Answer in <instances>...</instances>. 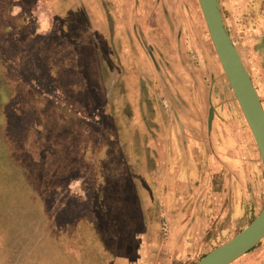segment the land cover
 I'll return each instance as SVG.
<instances>
[{
	"label": "rangeland",
	"instance_id": "obj_1",
	"mask_svg": "<svg viewBox=\"0 0 264 264\" xmlns=\"http://www.w3.org/2000/svg\"><path fill=\"white\" fill-rule=\"evenodd\" d=\"M95 1L0 0V264L162 263L155 261L157 247L147 249L148 240L138 239L146 231L147 215L152 217L151 234L156 233L153 215L160 208L148 210L146 200L160 199V194L140 188L138 172L143 170L135 168L116 128L124 129L128 116L122 112L115 121V106L121 103L114 89L116 67L109 56L100 57L114 38L104 22L109 25L117 17L100 15L98 3L109 1ZM147 2L153 15L134 16L123 31V42L130 45L132 29V38L145 43L150 61L153 52L164 62L166 56L179 57L185 77L178 75L180 84L172 77L165 87L148 79L140 89L143 96L132 102L146 96L175 119L178 115L172 112L181 104L187 114L206 124L230 122V160L234 152L235 172L242 171V164L245 171L249 168L252 206L244 222L235 225L230 238L234 237L264 207V173L258 181L263 165L255 139L217 58L198 0ZM219 2L225 26L264 106V0ZM50 19L53 31L36 34L49 31ZM144 23L170 30L168 53L147 43ZM131 68L138 71L136 64ZM123 70L129 71L127 64ZM152 87L155 95L148 90ZM167 89L173 95L166 94ZM198 103L203 112L195 113ZM107 105L111 114L93 112ZM90 117L93 121L87 122ZM89 138L92 142L112 138L123 147L122 159L110 158L112 150L108 160L95 158L96 151L82 149ZM237 157H246L247 162ZM216 247H207L186 264L197 263Z\"/></svg>",
	"mask_w": 264,
	"mask_h": 264
},
{
	"label": "crops",
	"instance_id": "obj_2",
	"mask_svg": "<svg viewBox=\"0 0 264 264\" xmlns=\"http://www.w3.org/2000/svg\"><path fill=\"white\" fill-rule=\"evenodd\" d=\"M106 1L109 3L100 2L97 5L100 15L117 18L111 21L112 25L104 22L114 38L111 44L107 43L106 55H100V57L106 59L109 56V62L114 63L116 67V71L113 72L114 89L121 103L115 106L117 118L115 121L118 122V117L123 116L122 112L126 116L128 113L123 121L124 129L122 126H116V128L119 129L123 142H126L124 146L128 145L135 168H138L137 171L143 170L138 172L141 190L155 191L160 194L159 200H146L148 210L150 207L160 208L155 210L157 215H153V226L157 224L156 233L151 234L152 217L147 215L145 217L146 231L138 239L148 240L147 249L152 246L157 247L156 263L161 259V264H186L202 254L207 247L211 249L222 240H231L233 236L231 238L230 236L235 225L243 223L244 219L249 216L252 210L250 191H248L251 189L250 171L248 167L245 171L243 164L240 173L234 171V152L231 154L233 159L230 160V130H228L230 122L215 121L206 124L201 117L196 118V116L187 114L189 111L181 104L179 107H183L184 110L178 108L172 112L178 115L175 119V116L169 113L170 111H166L161 104L153 105L146 96L136 104L132 102L136 100V97L143 96L140 89L141 86H145L148 79L154 82L161 81L162 86L165 87L173 77V80L180 84L182 77L179 78L178 75H182L185 70L184 62L180 61L179 57L175 56L168 60L166 56L165 62L172 64L167 68L163 66L164 61L157 59L159 54L154 52V57L151 55L150 61L145 52V43L139 41L136 36L135 39L132 38L134 35L132 29H130L131 39H128L130 45L126 44V41L123 42V31L130 28L128 25H132L134 16L153 15L152 9L149 10L145 6L150 0ZM53 24V20L50 19L49 31L43 33L41 30L36 34L42 35L53 31ZM141 26L148 44L161 48L163 52L169 49L167 40L169 29H164V27L155 29L147 23ZM128 46L133 49H127ZM124 64L128 65L129 71L123 70ZM132 64L138 66L136 73L132 71ZM148 90L153 91L155 95L153 87ZM168 91L173 95L172 89L171 91L167 89L166 94L169 93ZM194 95L196 98L201 96L197 88ZM123 101H130L132 104H122ZM194 111L195 113L203 112L202 104L198 103ZM93 112L111 114V109L108 105L100 106L95 107ZM93 120L101 123L98 116H94ZM93 120L91 117L86 119L87 122ZM224 128L226 129L222 132L221 129ZM207 129H210L209 137ZM90 134V132H85L87 136ZM97 135L102 134L98 132ZM83 144L85 146L82 149L97 152L95 155L97 159L105 157L108 160L111 150L110 158L122 159L124 154L122 145L117 144L112 138L106 142L101 140L92 142L89 138ZM124 151L128 154L126 148ZM237 160L247 162L246 157H237ZM263 170L261 172L258 168L259 182L264 173ZM262 179L264 180V175ZM261 186L263 187L262 183H260ZM256 190L257 186L253 191ZM153 239L155 242H150ZM233 264H264V240Z\"/></svg>",
	"mask_w": 264,
	"mask_h": 264
},
{
	"label": "water",
	"instance_id": "obj_3",
	"mask_svg": "<svg viewBox=\"0 0 264 264\" xmlns=\"http://www.w3.org/2000/svg\"><path fill=\"white\" fill-rule=\"evenodd\" d=\"M222 70L255 139L264 168V106L229 34L219 0H198ZM264 240V208L240 233L216 247L195 264H233Z\"/></svg>",
	"mask_w": 264,
	"mask_h": 264
},
{
	"label": "bare ground",
	"instance_id": "obj_4",
	"mask_svg": "<svg viewBox=\"0 0 264 264\" xmlns=\"http://www.w3.org/2000/svg\"><path fill=\"white\" fill-rule=\"evenodd\" d=\"M236 100H237V98H236ZM237 102H238V100H237ZM238 104H239V102H238ZM239 107H240V104H239ZM240 109H241V107H240ZM242 111V110H241Z\"/></svg>",
	"mask_w": 264,
	"mask_h": 264
}]
</instances>
